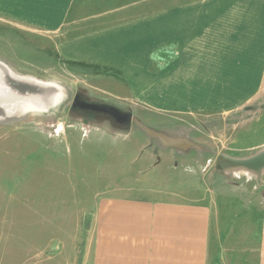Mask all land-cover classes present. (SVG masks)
<instances>
[{"label": "rangeland", "instance_id": "1", "mask_svg": "<svg viewBox=\"0 0 264 264\" xmlns=\"http://www.w3.org/2000/svg\"><path fill=\"white\" fill-rule=\"evenodd\" d=\"M101 1L89 0L80 15L96 13L105 4ZM106 1L140 9L193 0ZM79 2L74 0V6ZM21 6L22 0H0V62L17 76L54 88L46 106L30 99L18 104L10 97L0 105V208L6 211L0 218V264H62L80 257L77 250L89 225L88 199L126 184L129 175L137 184L204 192L213 210L211 240L219 244L221 264L232 258L239 263L242 251L245 258L257 240V217L247 211L260 209L264 171L225 170L217 160L264 149V11L258 26L215 25L218 43L226 49L209 50L202 43L182 49L179 56L177 44L163 45L153 56L152 70L167 67L170 76L185 67L182 79L124 97L104 91L116 89L105 82L97 87L49 51L54 37L67 35L69 26L82 31L96 27L99 19L58 29L38 19L48 9ZM244 33L252 37L246 55L238 57V38ZM76 92L114 103L145 126L170 137L183 135L198 146H163L134 122L122 129L83 118L70 110ZM118 144L134 146L135 153L109 152ZM44 195L55 199V216H32L38 208L33 200Z\"/></svg>", "mask_w": 264, "mask_h": 264}, {"label": "crops", "instance_id": "2", "mask_svg": "<svg viewBox=\"0 0 264 264\" xmlns=\"http://www.w3.org/2000/svg\"><path fill=\"white\" fill-rule=\"evenodd\" d=\"M102 1V9L87 16L80 15V11L90 5L89 0H80L77 6L74 0H32L30 4L22 0L21 7L28 8V4L48 9L38 19L58 29L64 24L82 25L87 19H99L96 27L82 31L69 26L67 35L54 37L49 51L53 58L93 80L97 87L100 88L98 82H105L116 88L113 91L102 87L113 96L125 97L137 90L145 93L182 79L185 67L177 68L170 76L167 67L152 70L153 56L163 45L177 44L182 52L179 56L183 55L182 49L202 43L209 50L217 46L226 49L225 43H218L221 35L216 38L215 25L263 23L264 0H193L140 9ZM240 37L235 53L238 57L246 55L248 38L252 36L244 33ZM209 72L215 73L214 69ZM154 74L159 75L157 79ZM109 152L133 154L135 147L118 144ZM130 179L88 199L84 212L89 225L77 250L80 257L65 259L62 264H221L219 244L215 241L212 245L211 240L213 210L204 192L137 184ZM34 202L38 208L32 209V216H55V199L50 195ZM247 213L257 217L253 220L257 240L247 248L250 251L245 258L242 251L239 263L231 257L229 264H264V199L259 210ZM5 214L1 212L0 218Z\"/></svg>", "mask_w": 264, "mask_h": 264}, {"label": "water", "instance_id": "3", "mask_svg": "<svg viewBox=\"0 0 264 264\" xmlns=\"http://www.w3.org/2000/svg\"><path fill=\"white\" fill-rule=\"evenodd\" d=\"M5 66V65H3ZM5 68L9 70L6 66ZM78 95H81L79 92ZM87 107L91 108H105L108 113L112 114L113 117L119 121L124 122L125 124L129 121H133L137 126H139L146 134L151 137H156L159 142L163 146H175L180 149H187L189 147H196L197 144L193 143L192 141L188 140L185 136L180 135L176 137H170L165 135L162 132L156 131L151 129L141 122H139L136 118H134L131 113H123L122 111L118 110L117 108H110L106 105H95V104H88ZM217 164L225 170H246L250 172H254L255 174L259 175L264 171V149H261L249 156L246 157H231L227 155L220 156L217 160Z\"/></svg>", "mask_w": 264, "mask_h": 264}, {"label": "bare ground", "instance_id": "4", "mask_svg": "<svg viewBox=\"0 0 264 264\" xmlns=\"http://www.w3.org/2000/svg\"><path fill=\"white\" fill-rule=\"evenodd\" d=\"M3 65L0 62V105L7 100L6 97H10L14 102L19 100L18 104L26 99L34 100L44 106L48 104L47 96L53 86L17 76Z\"/></svg>", "mask_w": 264, "mask_h": 264}, {"label": "flooded vegetation", "instance_id": "5", "mask_svg": "<svg viewBox=\"0 0 264 264\" xmlns=\"http://www.w3.org/2000/svg\"><path fill=\"white\" fill-rule=\"evenodd\" d=\"M79 92H76L71 100H70V110L73 111L75 114L82 116L83 118H93L95 120H101L103 122H108L111 126L122 128L124 129L125 126L130 124L133 121H129L126 124L124 122L117 121L112 114L108 113L107 109L105 108H91L87 107L88 104H95V105H106L110 108H117L118 110L122 111L123 113H129L122 107L106 101H97L90 99L85 93L80 92L81 95H78Z\"/></svg>", "mask_w": 264, "mask_h": 264}]
</instances>
